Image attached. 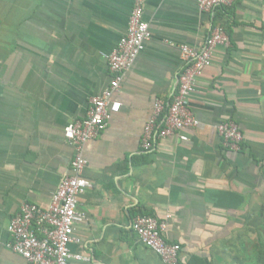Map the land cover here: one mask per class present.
Listing matches in <instances>:
<instances>
[{"label": "crops", "instance_id": "crops-1", "mask_svg": "<svg viewBox=\"0 0 264 264\" xmlns=\"http://www.w3.org/2000/svg\"><path fill=\"white\" fill-rule=\"evenodd\" d=\"M132 0H0V264H29L10 250L7 225L24 201L48 205L73 149L63 128L82 118L109 83L105 55L125 32ZM212 13L196 0H145L151 38L125 72L108 126L84 145L71 264H165L131 229L136 213L167 220L164 237L215 264L264 205V0H236ZM220 24L218 46L190 98L196 127L140 148L154 101H170L179 45L200 47ZM232 119L239 151L223 147L215 126ZM223 245V246H222Z\"/></svg>", "mask_w": 264, "mask_h": 264}, {"label": "built area", "instance_id": "built-area-1", "mask_svg": "<svg viewBox=\"0 0 264 264\" xmlns=\"http://www.w3.org/2000/svg\"><path fill=\"white\" fill-rule=\"evenodd\" d=\"M236 0H196L199 10L212 13L218 7H231ZM145 0H132L127 28L116 45L105 55L110 74L108 85L91 96L85 115L69 122L63 128L66 142L73 149V158L67 172L46 206L24 201L7 225L10 240L6 246L21 255L29 264H71V259L88 260L80 254H72L69 244L79 241L74 234L75 225L85 216L78 211V197L93 188V183L83 176L87 165L84 145L95 139L108 126L112 115L120 110L121 103L115 98L120 91L125 72L134 64L145 43L151 38L144 19ZM230 39L224 27L215 25L203 44L196 48L179 45L180 70L175 92L170 101L156 99L152 115L146 122L140 139V148L151 149L155 139L176 135L182 140L187 136L185 128L199 123L189 107L197 83L205 69L211 64L218 46L227 47ZM224 148L239 151L243 135L232 119H225L215 126ZM167 220L150 214L136 213L131 220V229L139 242L151 250L163 263L178 264L181 246L167 241L164 232Z\"/></svg>", "mask_w": 264, "mask_h": 264}, {"label": "rangeland", "instance_id": "rangeland-1", "mask_svg": "<svg viewBox=\"0 0 264 264\" xmlns=\"http://www.w3.org/2000/svg\"><path fill=\"white\" fill-rule=\"evenodd\" d=\"M224 244L215 264H264V205L254 208V221L238 240ZM223 246V245H222Z\"/></svg>", "mask_w": 264, "mask_h": 264}, {"label": "trees", "instance_id": "trees-1", "mask_svg": "<svg viewBox=\"0 0 264 264\" xmlns=\"http://www.w3.org/2000/svg\"><path fill=\"white\" fill-rule=\"evenodd\" d=\"M223 9H225L226 12H228V9L229 8H226V7H221ZM241 146H243V142L241 144ZM261 161L263 162V165H264V157L261 159ZM142 214H146V213H143V212H140ZM187 264H204L202 258H200L199 256H192L189 261L187 262Z\"/></svg>", "mask_w": 264, "mask_h": 264}]
</instances>
